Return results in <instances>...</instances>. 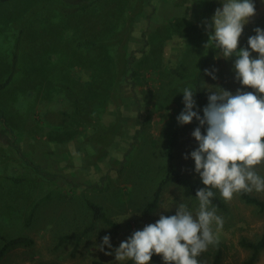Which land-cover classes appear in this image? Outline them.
Listing matches in <instances>:
<instances>
[{
  "label": "rangeland",
  "instance_id": "rangeland-1",
  "mask_svg": "<svg viewBox=\"0 0 264 264\" xmlns=\"http://www.w3.org/2000/svg\"><path fill=\"white\" fill-rule=\"evenodd\" d=\"M253 3L256 14L237 50L253 29H264V0ZM218 7L221 0L0 2V249L4 240H33L7 249L0 264H126L97 250L104 236L112 245L104 250L112 251L161 214L175 213L178 203L195 210V196L171 183L157 210L144 214L166 174L174 133L179 174L204 186L190 158L198 122H177L183 89L195 91L202 69L207 101L215 87L233 94L241 87L235 60L204 47V21ZM205 69H216L217 79ZM194 99L195 111L196 92ZM256 170L264 177V163ZM249 194L264 200V192ZM88 200L118 226L99 221L79 244L71 238L58 246L60 237L92 223ZM225 204L216 207L224 220L218 232L213 225L217 242L198 257L200 264H212L218 250L221 264H246L253 250L242 241L264 234L259 207L240 193ZM255 264H264V250Z\"/></svg>",
  "mask_w": 264,
  "mask_h": 264
},
{
  "label": "clouds",
  "instance_id": "clouds-1",
  "mask_svg": "<svg viewBox=\"0 0 264 264\" xmlns=\"http://www.w3.org/2000/svg\"><path fill=\"white\" fill-rule=\"evenodd\" d=\"M221 3L212 18L204 21L208 33L204 47L218 50L217 56L225 60L235 58L233 71L241 87L235 94L220 87L209 91L203 116L194 111L195 91L185 87L184 108L177 117L181 126L193 119L199 125L191 133L198 147L190 153L194 171L205 186L196 191L198 206L193 211L186 203H178L175 215L161 214L155 223L134 231L112 251L104 250L105 246L112 249L110 237L104 236L96 248L106 256L114 254L116 262L149 264L155 254L164 264H200L198 257L217 242L213 225L218 232L224 224L212 204L215 192L225 202L234 194L264 192V177L256 170L264 163V29H253L255 35L248 38L247 47L237 50L245 25L256 14L255 4L253 0ZM216 71L205 69L204 75L216 80ZM248 88L254 92L244 90Z\"/></svg>",
  "mask_w": 264,
  "mask_h": 264
},
{
  "label": "trees",
  "instance_id": "trees-1",
  "mask_svg": "<svg viewBox=\"0 0 264 264\" xmlns=\"http://www.w3.org/2000/svg\"><path fill=\"white\" fill-rule=\"evenodd\" d=\"M8 0H0V2H7ZM207 20H210L208 18ZM207 40H208V33H207ZM244 47H247V42L244 45ZM212 50H215L212 48ZM216 52L218 50H215ZM215 55L214 51L210 52L209 56L206 59V62L211 60V58ZM235 60V58H232ZM13 62L14 65L17 62L16 54L13 57ZM205 62V63H206ZM204 63V65H205ZM15 68L13 67V72ZM203 70V69H202ZM202 70L199 73V76L196 79L195 82V92L196 96L198 98V108L199 113L201 116H203V108L207 105L208 101L205 99L203 90H202V85H201V76H202ZM246 91L249 92H254L253 89H246ZM77 105V103H76ZM203 132L205 134V130L203 129ZM177 133H174L171 142L168 145L167 148V170L164 178L160 182L158 188L156 189L153 199L150 202V204L147 206V208L144 211V214H152L154 213L157 208L159 207V204L161 202V196L163 192L166 190L167 186L171 183H176L179 187H181L183 190L188 192L189 194L195 196L196 191L199 188H202L204 186H199L196 184H193L183 178L180 174L179 171L177 170V167L175 165V160H174V145H175V140H176ZM241 198L248 204L255 205L259 207L262 211H264V200L257 199L255 197H252L249 193H240ZM212 204L218 208L221 209H226V204L225 202L215 193L214 198L212 199ZM88 207L92 211V223L86 227L82 232L72 234V235H65L60 237L58 246H61L66 242L67 240L71 238H76L77 244L82 240L84 236H86L90 231H92L95 227V223L102 221L106 225L109 226H114L117 227L118 225L112 220V218L107 214V212L104 210V208L90 200H88ZM167 215H175L174 212H169ZM33 244L32 239H28L25 237H18L15 239L11 240H4V245L0 249V258L4 255V253L9 249L10 247L13 246H18V245H24V246H31ZM242 245L250 248L253 250L252 256L250 259L247 261L246 264H255L259 258L260 253L264 250V234L261 236L260 240L257 242H247V241H242ZM221 259H222V251L218 250L216 254L214 255L213 263L212 264H221ZM149 262L153 263H164L162 260V257L157 256L153 254L152 259ZM93 264H106L102 261H94ZM126 264H133L131 261H127Z\"/></svg>",
  "mask_w": 264,
  "mask_h": 264
}]
</instances>
